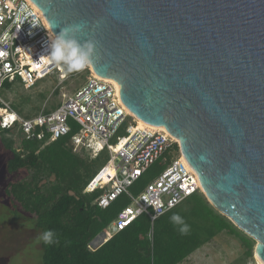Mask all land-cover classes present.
<instances>
[{
	"label": "water",
	"instance_id": "water-1",
	"mask_svg": "<svg viewBox=\"0 0 264 264\" xmlns=\"http://www.w3.org/2000/svg\"><path fill=\"white\" fill-rule=\"evenodd\" d=\"M58 34L83 25L91 71L163 128L200 192L264 264V0H30Z\"/></svg>",
	"mask_w": 264,
	"mask_h": 264
},
{
	"label": "built area",
	"instance_id": "built-area-1",
	"mask_svg": "<svg viewBox=\"0 0 264 264\" xmlns=\"http://www.w3.org/2000/svg\"><path fill=\"white\" fill-rule=\"evenodd\" d=\"M47 31L51 32L46 20L30 0H0V86L17 80L31 88L50 76L65 79L63 68L47 58ZM82 72L89 75L72 95L63 96L54 108L42 109L30 118L21 116L0 96V129H16L26 140L45 144L72 133L74 153L95 157L107 152L106 163L84 191L100 190L95 203L102 210L122 196L130 204L99 237L101 245L142 215L154 222L200 192V185L176 139L162 129L140 127L139 120L122 104L113 82L96 76L90 67ZM127 120L132 124L120 136ZM161 159L168 162L166 167L134 196L130 189Z\"/></svg>",
	"mask_w": 264,
	"mask_h": 264
},
{
	"label": "trees",
	"instance_id": "trees-1",
	"mask_svg": "<svg viewBox=\"0 0 264 264\" xmlns=\"http://www.w3.org/2000/svg\"><path fill=\"white\" fill-rule=\"evenodd\" d=\"M15 83L22 85L17 80L3 82L0 96ZM12 108L25 118L39 112L36 108V113L24 114L22 109ZM0 132L17 137V144L6 146L10 156L5 162L1 202L11 212L20 210L28 216L40 233L53 229L60 239L58 245L46 246L41 242L42 264H182L222 232L238 239L247 254L252 255L253 240L218 213L201 192L154 222L147 215L136 218L126 229L93 248V241L104 234L121 210L129 205L128 201H120V197L102 210L95 203L100 190L84 191L106 163L107 152L102 151L95 157L84 152L82 155L74 153L70 147L72 133L45 144L26 140L16 129H0ZM20 170H25L27 176L18 179ZM173 213H178L190 225L187 235H181L178 226L170 222Z\"/></svg>",
	"mask_w": 264,
	"mask_h": 264
},
{
	"label": "rangeland",
	"instance_id": "rangeland-1",
	"mask_svg": "<svg viewBox=\"0 0 264 264\" xmlns=\"http://www.w3.org/2000/svg\"><path fill=\"white\" fill-rule=\"evenodd\" d=\"M62 71L65 74V70ZM88 75L89 72H73L65 74L63 80L59 76H50L40 80L31 88L15 83L10 90L1 95V98L10 105L22 109L24 114L36 113V108H39V112L42 109L48 110L61 103L63 96L72 95L84 84ZM42 95L44 97L41 98ZM129 124H132L131 120H127L122 125L120 136L125 135L124 130ZM14 144H17L16 136H4L0 132V196L3 194L5 184V162L10 156L6 146H14ZM79 155H82V153H79ZM167 163L161 159L151 166L149 171L141 178V182L136 183L130 189V192L136 196L148 179L157 177ZM26 176L25 170L19 171L18 179ZM119 200L128 201V204H130V200L124 196ZM39 234L40 231L35 227L34 221L20 210L11 212L5 203L0 200V264H42L41 242H35ZM96 240L98 241V239ZM95 241L92 244L93 248L99 244L94 243ZM252 242V255L249 256L246 247L238 239L226 233H221L208 245L194 252L182 264H260L261 261L255 255L256 241L253 240Z\"/></svg>",
	"mask_w": 264,
	"mask_h": 264
},
{
	"label": "clouds",
	"instance_id": "clouds-1",
	"mask_svg": "<svg viewBox=\"0 0 264 264\" xmlns=\"http://www.w3.org/2000/svg\"><path fill=\"white\" fill-rule=\"evenodd\" d=\"M82 29L83 25L73 24L64 27L58 34L47 31L49 41L47 58L53 64L62 67L65 74L82 72L92 64L95 42L89 39L81 43L78 34L81 33ZM169 219L174 226H178L181 235L189 233L190 225L178 213H173ZM35 242H43L46 246L58 245L60 239L55 230L45 229L36 237Z\"/></svg>",
	"mask_w": 264,
	"mask_h": 264
},
{
	"label": "bare ground",
	"instance_id": "bare-ground-1",
	"mask_svg": "<svg viewBox=\"0 0 264 264\" xmlns=\"http://www.w3.org/2000/svg\"><path fill=\"white\" fill-rule=\"evenodd\" d=\"M102 79H104V78H102ZM105 80H109V81H111V82H113L116 86H117V88H118V84L115 82V81H113V80H110V79H105ZM118 90H119V88H118ZM140 123H139V126L140 127H142V126H144V125H148V124H146V123H144V122H142V121H139ZM150 126V125H149ZM151 127H154V126H151ZM155 128H159V127H155ZM159 129H162V130H164L163 128H159ZM165 131V130H164ZM260 264H263L262 262L260 263Z\"/></svg>",
	"mask_w": 264,
	"mask_h": 264
},
{
	"label": "crops",
	"instance_id": "crops-1",
	"mask_svg": "<svg viewBox=\"0 0 264 264\" xmlns=\"http://www.w3.org/2000/svg\"><path fill=\"white\" fill-rule=\"evenodd\" d=\"M19 209H20V208H19ZM222 233H224V232H222ZM220 234H221V233H220ZM99 239H100V238H98V241L96 240L94 243H97V244L100 243V242H99ZM207 245H208V244H207ZM97 246H100V244H98Z\"/></svg>",
	"mask_w": 264,
	"mask_h": 264
},
{
	"label": "snow or ice",
	"instance_id": "snow-or-ice-1",
	"mask_svg": "<svg viewBox=\"0 0 264 264\" xmlns=\"http://www.w3.org/2000/svg\"><path fill=\"white\" fill-rule=\"evenodd\" d=\"M0 55H2V53H0Z\"/></svg>",
	"mask_w": 264,
	"mask_h": 264
}]
</instances>
